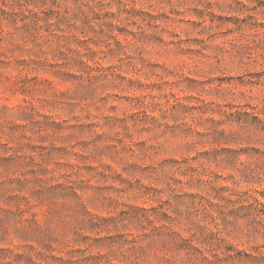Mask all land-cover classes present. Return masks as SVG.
<instances>
[{
  "label": "rangeland",
  "instance_id": "1",
  "mask_svg": "<svg viewBox=\"0 0 264 264\" xmlns=\"http://www.w3.org/2000/svg\"><path fill=\"white\" fill-rule=\"evenodd\" d=\"M0 264H264V0H0Z\"/></svg>",
  "mask_w": 264,
  "mask_h": 264
}]
</instances>
